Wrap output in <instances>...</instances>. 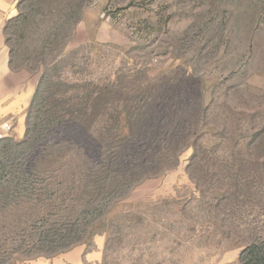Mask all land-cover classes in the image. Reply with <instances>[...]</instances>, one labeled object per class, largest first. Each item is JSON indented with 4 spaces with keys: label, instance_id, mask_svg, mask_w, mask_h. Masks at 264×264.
Wrapping results in <instances>:
<instances>
[{
    "label": "rangeland",
    "instance_id": "obj_1",
    "mask_svg": "<svg viewBox=\"0 0 264 264\" xmlns=\"http://www.w3.org/2000/svg\"><path fill=\"white\" fill-rule=\"evenodd\" d=\"M63 6L18 39L23 68L6 42L0 184L20 173L36 217L17 238L68 236L6 264H240L264 240V0H66L41 55Z\"/></svg>",
    "mask_w": 264,
    "mask_h": 264
},
{
    "label": "trees",
    "instance_id": "obj_2",
    "mask_svg": "<svg viewBox=\"0 0 264 264\" xmlns=\"http://www.w3.org/2000/svg\"><path fill=\"white\" fill-rule=\"evenodd\" d=\"M25 4V7H28V11H26L23 14L22 11V5ZM49 4L52 6L53 4H59V3H65V6L60 8V14L58 15L59 23L56 25L50 22L47 23V26L43 33L41 34L40 38H42L43 45L40 48V51H38L39 54L44 55V53H47V50L49 45L54 42H58V37L61 33V31H65L66 29V0H21L18 4V7L20 9V13L11 18L9 22L6 24L4 33L5 35L8 34V30L10 26H17V22L22 23V31L19 35H15L14 37H6V42L8 43L10 47V66L12 69H21L24 65H15V61L18 60L20 57V52L18 48V39H22L26 37L25 31L29 28H31L32 25L37 26L36 24L38 22H45L46 19H51L52 16L50 15L52 10H50L48 13L43 15V12H45V8L43 7V4ZM53 8V7H52ZM70 16H73V12H69ZM44 18V19H42ZM34 50V49H31ZM52 51V50H51ZM23 54V53H22ZM24 56V54H23ZM47 70L44 72L42 78H47ZM43 82V81H42ZM45 84V81H44ZM43 84V86H44ZM45 91V90H44ZM44 94V93H43ZM42 94V95H43ZM51 123L48 124L47 127L49 129L54 125H59L61 122H64V119L61 118V116L58 114V112H55L54 114L50 115ZM68 120L66 119V122ZM36 139V138H35ZM34 139V140H35ZM15 145H18L20 147L27 145H31L32 142H29V139H25L23 141H20L18 143H14ZM39 166V165H38ZM37 166V168H38ZM88 167L91 168V165H88ZM43 170V169H40ZM86 171L85 163H78L74 166L73 173L75 174H82ZM23 178L20 176V173H11L10 176L7 177V179L1 183L0 188V223L2 222L3 225H0L1 227H7L9 230H7L5 233L0 235V264H6L8 260L13 257L15 254H25L28 256L29 254H35V255H45V254H55L56 252L60 253L61 248H63L60 244L63 242L64 239H66V233H62L61 231H56L59 229H56L54 233L55 237L52 238L46 230H43L42 232L33 233L32 230L29 232V234L26 237L23 238H17V234L20 233V231L25 232L29 230L28 228L31 227L33 223H35L36 217H34L32 214L33 212L29 213L30 209H22L21 204H24V197L20 196V186L22 185ZM18 203H21L17 205ZM11 206V208H9ZM64 216V215H61ZM31 224V225H30ZM54 225L57 227L58 222L55 221ZM13 226V227H10ZM26 226V227H25ZM10 227V228H9ZM20 228V229H19ZM58 228V227H57ZM11 229V230H10ZM57 234V235H56ZM51 236V237H49ZM69 243L72 239H68ZM61 246V247H60ZM240 264H264V240L262 242H257L255 244L248 245L240 254Z\"/></svg>",
    "mask_w": 264,
    "mask_h": 264
},
{
    "label": "crops",
    "instance_id": "obj_3",
    "mask_svg": "<svg viewBox=\"0 0 264 264\" xmlns=\"http://www.w3.org/2000/svg\"><path fill=\"white\" fill-rule=\"evenodd\" d=\"M17 0H0V74L2 75H18L15 74L9 67V48L6 44L4 27L8 19L17 14L15 7ZM25 92V91H24ZM22 92L21 102L25 104V99L28 98L26 93ZM5 99V98H4Z\"/></svg>",
    "mask_w": 264,
    "mask_h": 264
},
{
    "label": "built area",
    "instance_id": "obj_4",
    "mask_svg": "<svg viewBox=\"0 0 264 264\" xmlns=\"http://www.w3.org/2000/svg\"><path fill=\"white\" fill-rule=\"evenodd\" d=\"M14 130L13 122L9 119L0 121V144L7 139Z\"/></svg>",
    "mask_w": 264,
    "mask_h": 264
}]
</instances>
